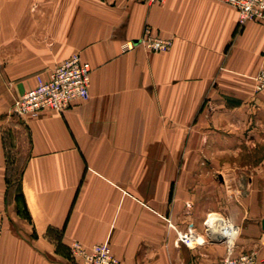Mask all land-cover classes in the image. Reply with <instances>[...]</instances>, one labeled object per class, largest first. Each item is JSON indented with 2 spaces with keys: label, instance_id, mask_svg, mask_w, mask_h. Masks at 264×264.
Here are the masks:
<instances>
[{
  "label": "crops",
  "instance_id": "0c3cea01",
  "mask_svg": "<svg viewBox=\"0 0 264 264\" xmlns=\"http://www.w3.org/2000/svg\"><path fill=\"white\" fill-rule=\"evenodd\" d=\"M38 4L33 15L19 0L13 17L42 21L38 58L27 48L7 65L0 57V264H80L74 244L108 241L121 264H216L228 245L206 236L213 213L237 229L235 254L264 261V93L251 79L264 27H240L222 0ZM147 25L173 48L124 52ZM73 55L93 68L89 99L14 121L33 74ZM12 139L27 150L9 194ZM190 225L204 244L177 242Z\"/></svg>",
  "mask_w": 264,
  "mask_h": 264
},
{
  "label": "built area",
  "instance_id": "2783aa9c",
  "mask_svg": "<svg viewBox=\"0 0 264 264\" xmlns=\"http://www.w3.org/2000/svg\"><path fill=\"white\" fill-rule=\"evenodd\" d=\"M149 6L163 3L165 0H141ZM238 12V23L242 27L249 22L258 23L264 27V0H222ZM174 41L162 36L147 25L143 35L137 41L122 45L124 52L133 51L137 47L149 53H166L173 48ZM264 58V46L262 48ZM93 68L80 55H73L59 64L48 76L37 77L36 85L21 94L14 102L11 113L19 118H39L44 111L64 112L77 100H87L90 97V84ZM256 93H264V65L251 77ZM208 216L205 222L206 236L210 239L228 245L224 259L217 264H264L253 252L235 254L237 229L226 220L214 219ZM0 223V236L3 233ZM221 234V236H220ZM205 238L200 237L190 225L186 232L179 233L177 242L186 246L204 244ZM221 241V240H220ZM72 256L82 264H121L113 254L109 241L96 244L90 248L76 243L71 248Z\"/></svg>",
  "mask_w": 264,
  "mask_h": 264
},
{
  "label": "rangeland",
  "instance_id": "374dc122",
  "mask_svg": "<svg viewBox=\"0 0 264 264\" xmlns=\"http://www.w3.org/2000/svg\"><path fill=\"white\" fill-rule=\"evenodd\" d=\"M18 1L19 0H0V57L2 63L5 65H7L9 60L13 59L14 56L15 57L23 56L24 49L26 48L29 50V53L32 54V58L34 57L38 58L39 56L40 38L38 33L42 21L33 18L32 21H28L29 22L28 24V22L25 21L24 19H14L13 18L15 15L14 9ZM32 2H33V15H34V13H37L36 10H34V8L35 7L38 8L39 0H32ZM10 16L12 18H9ZM25 27H28V29L31 30L32 32L31 35L23 34ZM0 70H4V69H0ZM38 76L44 77L43 73L40 72V70L39 72H36L32 76L35 83L37 81ZM22 80L24 82L27 80V78L26 79L23 78ZM35 85L36 84H34V86ZM2 86L3 85L0 84L1 87L0 94L4 96L5 90H2L3 89ZM8 88L10 89V91H12L11 82L8 83ZM18 96L20 95L15 96V98L17 99ZM12 97H14V95H12ZM12 116L14 117L13 118L14 121L20 119L15 115ZM25 150H27V146ZM25 150L23 145L19 143V140L12 139L11 142L9 143V153L15 161H18L19 163L18 170L23 168L22 163H24L23 161L25 160ZM210 217L214 219L216 218L218 220L221 219V217L223 218V216L218 213H213ZM216 243H225V242L223 241L220 242L219 240L216 241ZM79 263L82 264L80 261Z\"/></svg>",
  "mask_w": 264,
  "mask_h": 264
},
{
  "label": "trees",
  "instance_id": "16d2710c",
  "mask_svg": "<svg viewBox=\"0 0 264 264\" xmlns=\"http://www.w3.org/2000/svg\"><path fill=\"white\" fill-rule=\"evenodd\" d=\"M23 171H24V167L21 168L19 171L16 169L14 170V174L13 176L15 177L13 179V177H9V182H10V187H9V194L11 193V190L12 188L15 186H18L21 179H22V174H23ZM19 199V197H18ZM20 200V199H19ZM57 247H58V250L61 251L62 250V242H61V235L59 237H57Z\"/></svg>",
  "mask_w": 264,
  "mask_h": 264
},
{
  "label": "water",
  "instance_id": "95a60500",
  "mask_svg": "<svg viewBox=\"0 0 264 264\" xmlns=\"http://www.w3.org/2000/svg\"><path fill=\"white\" fill-rule=\"evenodd\" d=\"M263 228H264V221H263ZM220 240H221V241H223V239H222V238H221ZM221 241H220V242H221Z\"/></svg>",
  "mask_w": 264,
  "mask_h": 264
},
{
  "label": "bare ground",
  "instance_id": "6f19581e",
  "mask_svg": "<svg viewBox=\"0 0 264 264\" xmlns=\"http://www.w3.org/2000/svg\"><path fill=\"white\" fill-rule=\"evenodd\" d=\"M220 236H221V234H220Z\"/></svg>",
  "mask_w": 264,
  "mask_h": 264
}]
</instances>
